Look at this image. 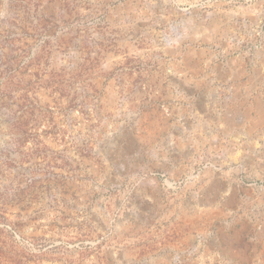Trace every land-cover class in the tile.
Listing matches in <instances>:
<instances>
[{
	"label": "rangeland",
	"instance_id": "1",
	"mask_svg": "<svg viewBox=\"0 0 264 264\" xmlns=\"http://www.w3.org/2000/svg\"><path fill=\"white\" fill-rule=\"evenodd\" d=\"M0 264H264V0H0Z\"/></svg>",
	"mask_w": 264,
	"mask_h": 264
}]
</instances>
